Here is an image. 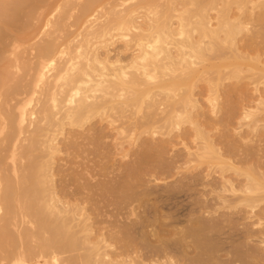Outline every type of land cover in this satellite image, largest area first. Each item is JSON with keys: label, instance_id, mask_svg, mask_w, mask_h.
I'll list each match as a JSON object with an SVG mask.
<instances>
[{"label": "bare ground", "instance_id": "bare-ground-1", "mask_svg": "<svg viewBox=\"0 0 264 264\" xmlns=\"http://www.w3.org/2000/svg\"><path fill=\"white\" fill-rule=\"evenodd\" d=\"M183 164L264 264V0H0V264H210L134 249L135 187Z\"/></svg>", "mask_w": 264, "mask_h": 264}, {"label": "rangeland", "instance_id": "rangeland-1", "mask_svg": "<svg viewBox=\"0 0 264 264\" xmlns=\"http://www.w3.org/2000/svg\"><path fill=\"white\" fill-rule=\"evenodd\" d=\"M255 9H258V11L260 10L257 7ZM107 141L112 143L113 138L109 135ZM175 153L176 152L168 151L167 156L169 159H172ZM129 158V155L122 156L118 152L116 154L112 153L110 160L112 166L109 168L110 175H113V177L117 176L115 173L117 172L119 161L124 162ZM233 158L239 159L237 156ZM179 163H181V161ZM190 169L191 168H188V165L185 164L174 169L156 168L154 171H150L145 175L144 184L135 187L133 212L132 214H128V219H133L136 216H145L148 218L150 217L149 219L151 222L146 228L148 230L146 236L141 232L138 233H141L142 237L136 234L137 238L135 239L136 241L134 240V249H136L140 257L145 260H149L153 253H156L157 249L158 252L160 250L164 252L165 250L166 253H169L171 256L173 255L172 257H176V259L179 260L180 256H182V248L184 249V247L187 246V248H189L188 250H190V252L192 251V253L196 249L200 252L203 251L204 255L207 253L210 254L211 256L207 255L212 258V261L210 257L209 260L206 261L207 263L211 261L209 262L210 264H213L214 261L215 263L216 261L218 262L219 259L220 261L222 260V262L231 259L235 264H246V262L250 264L242 254L244 249V245H242V235L245 226L250 225L248 220L245 221L239 217V215L242 214V205L234 203L231 206L225 207L220 203L217 204L216 200L213 198V194L209 192L210 185L201 183L204 178L198 177L196 180L188 179L191 171ZM94 172L97 173L98 170ZM96 178L99 177L96 176ZM154 178L159 179L154 180ZM205 179L206 182L210 179L212 181V177L210 176ZM261 205H264V202H260L258 206ZM105 207L111 219L114 214L118 212V209L113 204H107ZM122 211L123 215L126 216L127 211L125 209ZM225 213H230L235 217V223L227 221L228 218H226ZM206 217L208 220L212 218L210 221L214 223V229L212 228L213 231L209 229L211 231L206 230L203 233V231H197L196 228H193L195 220L206 219ZM122 219L124 220V217H122ZM261 226L262 224L254 225L255 228ZM183 241L185 243H182ZM186 243L188 245H186ZM200 244L201 246L204 244V247L202 248L199 246ZM116 245H119V242H116ZM183 245L184 247H182ZM261 245H264V243ZM200 247L202 250H200ZM178 254L180 256H178ZM204 257H206V255ZM215 258H217V260ZM181 261H183V257Z\"/></svg>", "mask_w": 264, "mask_h": 264}]
</instances>
